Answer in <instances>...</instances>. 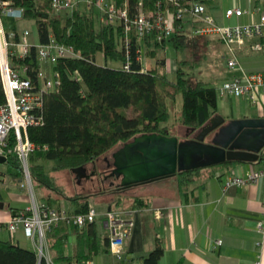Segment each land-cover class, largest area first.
<instances>
[{"label":"trees","instance_id":"1","mask_svg":"<svg viewBox=\"0 0 264 264\" xmlns=\"http://www.w3.org/2000/svg\"><path fill=\"white\" fill-rule=\"evenodd\" d=\"M9 1L23 8L24 18L33 19L35 23L37 43L31 47L26 58L13 59L14 66H27L26 75L34 82H38L40 67L36 44L46 43L53 36L59 42L74 46L80 53L79 57H62L53 65L60 83L44 96L39 112L41 122L28 128V137L36 144L29 156L33 185L45 191L40 200L52 206L63 200L71 207V213L84 212L96 194L70 195L63 192L55 173L91 164L116 146L141 134L172 136L177 126L201 128L217 114V87L189 76L185 70V65L189 63L187 60H178L175 80L161 71L167 67L165 53L168 41L185 51L205 40L201 36H194L181 27L171 38L162 41L157 39L155 31L140 37L138 31L132 28L126 42L123 25L106 26L99 20L97 23V14L93 9L66 11L67 16L62 18L55 14L61 11L52 7V0ZM140 1H144L146 11L157 8L158 0H129L131 17L136 15ZM195 1L204 3L211 12L217 9L211 0ZM160 9L175 10L176 7L173 3L162 2ZM4 24L8 32H15L17 40V20L5 17ZM177 24L181 22L177 21ZM142 47L147 55L155 58L154 64L146 70H143L140 60ZM98 53L105 56V64L97 62ZM108 61L119 62V65H110ZM6 101L0 71V106ZM10 142L14 146L13 135ZM261 161H264V149L262 158L257 162ZM5 164L12 176L24 175L16 154L10 153ZM11 168L15 171L12 172ZM103 171L97 170L90 180L92 182L97 178L94 183L101 188L103 182L99 174ZM106 172L109 174L110 169ZM202 172L203 168L178 173L180 188L190 187L201 178ZM152 185L146 182L127 187L109 186L103 188L100 194L111 198L109 204L112 207L135 209L147 205L141 189ZM1 202L5 203V196L0 188ZM127 202H130L129 205H126ZM73 233L77 237L75 251L67 253ZM47 239L56 264L83 262L90 258L91 252L109 253V237L99 220L83 228L61 222L48 232ZM163 255V244L158 242L153 251L143 256L142 264H159ZM127 263L126 257L119 262ZM0 264H38V257L31 248L0 239Z\"/></svg>","mask_w":264,"mask_h":264},{"label":"built area","instance_id":"2","mask_svg":"<svg viewBox=\"0 0 264 264\" xmlns=\"http://www.w3.org/2000/svg\"><path fill=\"white\" fill-rule=\"evenodd\" d=\"M162 2L173 3L175 10H161ZM85 5L86 10L97 12L98 20L106 26L121 24L124 27L125 40L135 28L140 37L150 32H156L158 40L171 38L178 29L183 27L194 36L217 37L227 48V66L237 74L224 81L217 87L218 95L224 97L233 95L237 98H248L258 103L264 96V72H247L244 70L238 51L250 47L254 51L264 53V5H256L251 10L242 8H228L224 17H241L249 15L251 21L247 24L227 25L220 22L208 7L195 0H158L157 8L146 11L144 1L138 4L137 13L130 16L129 0H52V7L57 11H73ZM159 8V9H158ZM14 20L24 19L23 8L15 6L9 0H0V71L6 91L7 101L0 106V155L10 153L19 158L24 172V183L31 194L29 205L20 211L15 210L9 220L2 222L11 237H15L19 230L33 246L38 264H56L48 243L47 234L61 222L70 226L83 228L99 217L100 213L92 204L84 212L71 213L64 207H54L35 195L34 185L29 168V156L36 148V144L28 137V128L40 123L39 114L46 92L53 91L59 85V75L53 65L65 56L79 57L80 53L72 45L59 42L51 36L46 43H38L37 56L40 67L37 72L38 82H34L27 74V66H14L13 59H24L29 55L35 44L31 40V28H19V37L15 40V32H8L4 18ZM181 22V26L177 24ZM189 26V31L187 29ZM143 47L140 49V60L143 70L147 67L143 62ZM13 135L15 144L11 145ZM264 179V169L252 168L246 175H231L223 180L224 190L233 186L255 184ZM135 209L113 208L104 214V227L109 237V252L116 262L123 260L125 242L131 236L135 226ZM264 223L259 222V229ZM218 245L222 240H217ZM94 254L83 262L74 264H95ZM256 264H260L259 261Z\"/></svg>","mask_w":264,"mask_h":264},{"label":"crops","instance_id":"3","mask_svg":"<svg viewBox=\"0 0 264 264\" xmlns=\"http://www.w3.org/2000/svg\"><path fill=\"white\" fill-rule=\"evenodd\" d=\"M211 1L217 6L213 13L223 23L236 18L224 17L228 8H241L224 6L223 0ZM256 5L259 4L255 3ZM84 7L85 5H82L80 8ZM244 16L237 19L243 21ZM27 22L29 23V19L26 20V25ZM21 25L26 26L23 22ZM209 37L202 38L207 43L210 41ZM31 40L37 43L36 34L32 33ZM227 51L225 46L226 58ZM238 55L247 72H264L263 52L246 47L238 51ZM235 74L237 73L228 68L223 77L224 81L233 78ZM222 98L227 100V104L222 108L218 105L216 115L225 118L224 125L232 120L264 118V96L260 97L258 103L233 95ZM221 109L225 113L221 112ZM187 127H175L173 135L183 139L189 132ZM190 136L193 134L190 133ZM212 137L213 135H210L206 140L209 141ZM252 168L264 169V161L255 164L236 161L205 167L201 178L185 189L180 188L179 183L177 190L155 184L142 188L141 193L147 200V205L135 208V226L125 242L124 257L127 258V264H142L143 256L153 251L158 242H162L164 247V255L159 264H256L257 261L264 264V228L259 229V222L264 223V179L255 184L233 186L226 190L223 188L225 178L231 175L244 176ZM20 201L21 199L18 201L16 198L13 202L9 200V204L22 210L23 208L17 205ZM64 205L72 212L67 203ZM109 206L111 205L107 203L104 210L98 211L100 215L97 220L101 221L103 229L104 214ZM15 210L7 212L0 209V232L5 229L1 226L2 222L9 220ZM24 238L26 247L34 250L22 230H19L15 237L9 234L8 240L23 246ZM217 240H222V244L218 245ZM76 241L77 237L73 233L67 253L75 251ZM94 262L119 264L110 252L96 254Z\"/></svg>","mask_w":264,"mask_h":264},{"label":"water","instance_id":"4","mask_svg":"<svg viewBox=\"0 0 264 264\" xmlns=\"http://www.w3.org/2000/svg\"><path fill=\"white\" fill-rule=\"evenodd\" d=\"M224 123L225 118L216 115L201 128L187 127L189 132L183 139L178 135L157 133L136 136L112 153L109 164L112 169L108 176L119 181L117 185L120 187L150 182L177 190L180 172L236 161H259L264 149V118ZM210 135L213 137L207 141ZM7 161L6 156L0 155V164ZM71 171L76 174L79 184L82 179H90L97 174L96 166L89 174L87 166ZM4 207L5 203L1 202L0 209Z\"/></svg>","mask_w":264,"mask_h":264},{"label":"rangeland","instance_id":"5","mask_svg":"<svg viewBox=\"0 0 264 264\" xmlns=\"http://www.w3.org/2000/svg\"><path fill=\"white\" fill-rule=\"evenodd\" d=\"M223 2H224V6L226 5H229L232 7L236 6V7H241L245 10L253 9L255 6V3H258L259 5H264V0H223ZM82 9H85V7ZM94 12L95 14H97L96 11ZM55 14L57 15L59 14L60 17L62 18H65L67 16L66 11H61ZM96 17H97L96 22L98 23V16ZM242 18H243L242 19L243 21H239L236 17V18H233L232 20H227L225 24L234 26L237 24H241V23L244 24V22L248 23L249 21H251L249 15H245ZM26 20L25 18L20 21L18 20L17 21L18 28H27V27L32 28L31 30L35 34L34 20L29 19V23L27 22V25H26ZM21 21L23 22V25H26L25 27L21 25L22 23ZM187 29L188 31L190 30L189 26H187ZM209 40L210 41L207 43L205 40H202L199 45L190 46L185 51L177 49L174 46L173 42L168 41L166 45V53H165L166 57L168 58L167 59L168 65L166 68H162L161 71L166 72L170 76V79L175 80L176 71H177V62L178 60L185 59L189 62L187 65H185V70L188 72L189 76H192L193 78L208 81L212 83L213 85H215L216 87L221 86L224 83L223 77L225 76V73L228 70L227 58L224 55L225 45L217 37H214V36H210ZM96 60L100 64L106 63L105 56L102 53L97 54ZM108 62L110 65H119V62H115V61H108ZM143 62L147 68H150L155 62V58H152L151 56L147 55L145 53V49H143ZM232 100H236V99L232 98ZM180 102H181V99H180ZM226 104H227V100L223 99L220 95H218V105L222 108L226 106ZM180 108H181V105H180ZM175 109H177V111L179 110L178 107ZM222 111L223 113H225L224 110L221 109V112ZM177 132L178 131H176V133ZM121 145L123 144L116 146L106 155L98 159L95 163L93 162L91 164L85 165L88 168V174L91 171H93L95 166L97 170L99 171H101V169L102 170L110 169V172H111L112 167L107 165V162H105V158H107L109 162H111L112 153L117 148H119ZM13 171H15V169H12V172ZM0 172H2L0 174V188L2 190V193L5 196V205H6L5 208L3 209H5V211L7 212L14 210L12 209L13 206L9 204V200H12L13 202V200H15L16 198H18V201L19 199H21V201L18 202L17 205L25 209L26 206H28L27 204H29L31 201V194L29 193L28 189L23 186L24 179H25L24 175L22 176L19 175L17 177L12 176V173L9 171L8 165L5 163L0 164ZM55 174L59 179V185L62 186V189H63L62 191L66 192L67 194H70V195H78V194L87 195L91 193L96 194L95 197L91 199V204L95 206L99 212L104 210L107 207V203L108 204L111 203V198H109L108 196H105L104 194H100L103 188L106 189L107 187L110 186L111 183H109V180L106 183H103V186L101 188V187H98L99 185L94 183V181H96L97 178L92 179L94 180L92 182L90 181L92 177L90 179L84 178L82 179V182L79 184L77 182L76 174L73 173L72 171L64 170V171L57 172ZM111 181H115L113 185H117V183L119 182L115 179ZM34 190H35L36 197L40 200V196L45 191L37 186L34 188ZM14 194H18V196H15ZM10 196L11 198H9ZM54 196L56 197L55 194ZM64 202L66 201L60 200V202L57 205L54 204V206L58 208L64 207L68 209L67 208L68 206L64 205L66 204ZM129 203L130 202H127L126 205H129ZM14 208L16 210L18 209L17 206ZM17 211H20V209H18ZM0 239H6V240L9 239V234L7 233L5 229H3L0 232ZM22 243H23V246L26 247L27 244L25 242V238L24 240H22ZM93 253H95L94 254V257H95L96 252H93ZM91 255H92V252H91Z\"/></svg>","mask_w":264,"mask_h":264},{"label":"flooded vegetation","instance_id":"6","mask_svg":"<svg viewBox=\"0 0 264 264\" xmlns=\"http://www.w3.org/2000/svg\"><path fill=\"white\" fill-rule=\"evenodd\" d=\"M105 162H107V165L110 164V162H109L108 159H106ZM98 163H99V162H98ZM103 172H104V173H103ZM103 172H101V173L99 174V179H100V181L103 182V183H106V182L109 180V183H111L110 186H113V187L116 186V185H113L114 183H112L113 181H111V180H113L114 178L108 176L109 174L106 172V170H104ZM106 176H107V177H106ZM116 183H117V182H116Z\"/></svg>","mask_w":264,"mask_h":264}]
</instances>
